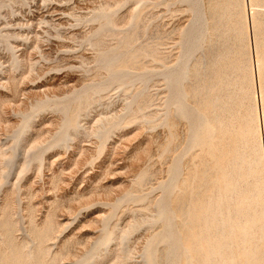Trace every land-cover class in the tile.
I'll list each match as a JSON object with an SVG mask.
<instances>
[{
    "label": "rangeland",
    "instance_id": "374dc122",
    "mask_svg": "<svg viewBox=\"0 0 264 264\" xmlns=\"http://www.w3.org/2000/svg\"><path fill=\"white\" fill-rule=\"evenodd\" d=\"M206 1L201 0L202 5ZM108 4H111L109 11L114 22L119 25L102 26L100 34L94 37L93 32L99 28L100 20L92 18L99 12L97 10ZM189 6L185 0H0V218L5 210L12 211L17 240L30 239L28 228L31 217L36 220H33L35 223L43 225L51 215L55 228L45 245L49 256H58L57 264H147L144 253L149 244L155 247L157 244L158 249L166 250L169 243L168 247L172 246L177 252L167 253L165 264H255L257 261V264H264L263 207L256 205L253 199L256 140L251 117L254 116V107L245 82L240 84L239 95L234 96V99L240 100L241 107L236 108L233 104L232 110H229L232 116L227 114L230 136L240 140L242 133L246 136V150L250 152L252 166L248 167L246 180L237 182L240 193L235 196H239L244 204L241 206L239 225L234 222L237 206H224L222 222L217 221V229L222 230L212 237L210 234L214 229H209V233L199 229L200 234L197 239H192L195 243L189 248L172 209L171 198L179 194V188L185 184V162L188 159L191 161V158L195 160V157L199 160L202 152L208 156L211 154L209 157L215 161V143L218 140L217 137L215 140L216 131L207 126L199 133L196 145L191 147L189 139L196 124V114L191 113L187 119L169 116L170 107H173L169 100L170 84L175 85L172 88H176L185 103L188 100L184 77L181 75L177 83L173 77L177 72L183 73L190 57L197 59L202 55V49L196 51L195 47L192 50L194 55H190L188 37L178 32L195 21L197 12ZM201 7L198 6L199 14L202 13ZM256 9H260L256 11L257 16L264 17V7ZM236 11L238 8L234 7V16ZM136 16L138 24L133 27L129 24L130 19ZM201 22L192 36L198 45L203 43L207 33L205 24ZM260 28L264 31L263 23ZM133 35L134 46L159 43L158 52L164 55V61L157 62L151 55H144L141 59L149 69L158 66L164 73L152 75L143 82L134 75L129 81L110 76L105 79L106 66L99 60L101 49L94 45V41L102 38L106 49H116L125 40L130 41ZM167 76L171 77L170 82ZM98 83L104 87L101 93L93 92L91 98L85 95L86 99L82 98L84 95L78 96L77 92L85 88L84 85ZM144 86L147 91L138 99L148 97L145 112L151 115L140 111L121 116L133 93ZM72 97H75V103L85 105V108L76 105L78 127L69 128L60 142H53V136L63 129L64 117L59 103ZM188 107L191 105L188 104ZM106 117L115 121L110 122L107 129L100 128L99 124ZM172 119L177 122L175 128L170 126ZM246 126L251 127L247 129ZM173 130L178 134V143H182L180 155L170 151L175 148V140L165 146V142L174 139ZM27 154L30 156L27 157ZM175 165L178 167V174L174 176L176 183L165 189L169 205L166 214L171 220L172 230L161 235L168 229V219L165 218L166 226L158 225L154 218L151 222L143 221L152 218L157 211L156 205L144 204L149 198L156 201L163 194L161 184L169 180ZM219 171L215 169L217 175ZM257 172L260 176L261 172ZM227 184V181L217 182L222 196L229 189ZM133 188L141 192L129 198L127 194ZM215 207V213L219 215V206ZM110 229L114 233L105 244H101ZM154 234L158 235L157 239H154ZM162 237L164 241H161ZM130 250L132 253H129ZM205 251H209L210 261L205 259ZM261 253L263 257H260Z\"/></svg>",
    "mask_w": 264,
    "mask_h": 264
},
{
    "label": "bare ground",
    "instance_id": "6f19581e",
    "mask_svg": "<svg viewBox=\"0 0 264 264\" xmlns=\"http://www.w3.org/2000/svg\"><path fill=\"white\" fill-rule=\"evenodd\" d=\"M185 1H188L189 4L191 5L189 7L191 9L193 8V11L197 12L196 18H195V21L189 27L179 29L178 32L179 34H182V36H184L185 38L188 37L187 48H189L190 55L192 54L194 55V53L192 52L194 47L196 51L198 49H202V53H201L202 55L200 54L201 56L199 57L195 55L197 59H193L194 56L190 57L187 60V62L185 61L186 64H185L183 73L181 74L177 72L176 77H173L176 80V83L179 82V78L181 75L182 77H184L185 79L184 82H187L185 83V87H186L185 96H187L188 100H187V103H185L183 99L181 98V96L177 94L176 88L175 89L172 88L175 85L170 84L171 90H170L169 100L171 101L170 103L173 105V107H170L169 116L170 115L172 117L180 116V118L184 117L187 119V117L189 118L191 116V113L196 114V118H197L196 124L194 123L193 125V129L190 134L191 137L189 139L191 147L193 146V144L197 142L199 138V133L207 126H210L216 131L217 135L216 136L214 135L215 140H216V137L218 138L217 143H215V149H216V153H214L216 154L215 161H213V159L209 157L211 154H209L208 156V154L203 153V152H202L203 154L201 153L199 160H196V157H195V160L194 158H191V161L190 159H188L189 161L185 159L187 161L185 162L186 178L183 182L185 184L184 185L181 184L183 185L179 188V191L181 190V192L178 191L179 194L176 193L173 196V198H171L172 199L171 200L172 209L174 208L173 210L175 211L176 217H178V221L176 222L179 223L178 227L180 228V231L182 232L183 239L185 243L187 244L186 246L191 248V245L193 246V243H195V241H193L192 239H197L198 234H200L199 229L204 230L205 233H209L208 230L211 228L214 229L212 230L210 234L212 235V237L216 236L219 230L220 231L222 230L220 228L217 229L219 227L217 225V221L222 222V211L224 209V206L226 207L227 206H237L234 210L235 211L234 222L237 226L239 225L240 213H241V208H242L241 206H244V204L242 203V201L240 202L239 196H235V195L237 193L238 194L240 193V188L238 187L239 185L237 186V182H239V180L241 181L246 180L247 172L249 169L248 167L250 166V161H249L250 152L246 150V147H247L246 146V136L244 135V133H242L243 135L242 140L238 139L237 137L233 138L230 136V133L228 132L229 129L227 128L228 127L227 126V114L228 113L230 114L229 110H232L231 106L233 104L236 106V108L241 107L239 103L240 100H237V98L234 99V96L236 95L235 97H237V95H239L238 90H239L240 84L244 82H245V85L248 86L246 88L247 89L249 88L248 96H250V100L252 101V104L254 107L253 108L254 116L251 117V119L253 118V132H254V138L256 140L255 142L256 144H255L254 151H253L254 152V155H253L254 165L252 164L255 170V174L253 177L254 178L253 187L255 189L254 190L255 198L253 199L256 205H261L263 207V217H264V31L262 28H260L262 23L264 24V21H263L264 17L262 18L258 17L257 12H256L260 10L256 8L264 7V0H207L206 3L203 5L201 3V0H185ZM198 6L200 7L202 6L201 7L202 13L200 14H199ZM110 7H111V4H108L105 8H100L99 10H97L99 12L95 15V17L92 18L94 20L95 19L100 20V26H98L99 28H97L93 32L94 37H97L100 34V29L102 26L119 25V23L114 22V18L110 14V11H109ZM234 7L238 8V11H236L235 16L233 13ZM239 7H241V9H239ZM199 21H202L205 24L206 28L204 29H206L207 33L203 38V43L202 44L199 43L198 45V43L196 42V40L192 38V36L197 28V24L199 23ZM129 24H132L133 27L137 25L138 24L137 16L136 18L130 19ZM119 31L121 30H118V32ZM198 32H202V31H198ZM180 39L183 40V38H180ZM102 41H103L102 38L96 39L94 41V45H96V47L98 46L101 49V56H99L100 58L99 57L98 58L100 61H103L104 62L103 64L106 66L107 73H106L105 79H107L108 76H110V77H114V79H120V80L124 79L125 81H129L131 79V75H134V76H138V79L143 82L151 78L152 75H159L160 73L161 74L164 73V71H162L158 66H154V68L149 69L147 66H145V64L142 61V59L144 58V57L142 58V56L144 55H148V56L151 55V57L152 58L154 57V59L157 60V62L164 61V58H163L164 55L161 56V54L158 52V47H157V45L159 44L158 42H157L158 44L157 43H151V44L146 43V44H139V45L134 46L133 44H136V43H135V38L133 35L130 41L128 39L125 40L126 42L123 40V42L125 43H122L120 41L122 44L118 48L106 49V47L103 46L104 43H102ZM101 69L102 68H100V70ZM145 69H147L148 71H145ZM168 69H172V67H168ZM166 79L169 81V79L171 80V77L167 76ZM100 83L84 85L85 88H83L80 92H77L79 94L77 95L78 96L84 95L82 98L86 99L85 95H90V98H91V94L93 92L101 93L100 91H102L104 87H101L102 83L101 84ZM146 91L147 90L145 86L138 88L137 92L133 91L134 92V93L132 92L133 96L128 101V103L126 102L127 107L123 110L124 112L123 114H121V116L125 117L131 113L133 115L136 113L138 114V112L140 113V111H143L144 113H146V115H151V113L147 114V112H145V109L148 103L147 102L148 97L142 96L140 100L138 99ZM74 99L75 97H72L69 100H64V102L59 103L60 104L58 106L59 110L63 113V117H64L63 129L61 130L62 128L61 127L60 128L61 131H59L57 135L53 136V140H52L53 142L55 140H56V143L60 142L63 139V137L67 135L69 128L74 127V126L78 127L76 125L78 124L79 120L77 122L75 118L77 115L75 116V113H76V108H77L76 105H78L79 103L78 102L75 103L76 99L75 100ZM80 100H81L80 102H83L82 99ZM241 102H243V100ZM87 103H89V100ZM188 104H190L191 107H188ZM82 105L80 107L84 106L85 108V105L83 106ZM249 108H252V107H249ZM247 113H249V111ZM144 117H146L147 119V116H144ZM176 119H178V117H176ZM228 119L230 120V117ZM251 119H248V120H250L251 122L252 121ZM112 121H115V120H113V118L110 119L109 117H106L105 119L102 120V122L100 121L101 124H99V126L100 128L104 127V129H107L108 124ZM176 124L177 122H175V120L173 119H172L171 125L169 123V125L172 126L173 128L176 127ZM248 127H251V126H248ZM169 129L171 128L169 127ZM174 131L175 130H173V132ZM229 131L231 132V130ZM173 140L176 141V142L174 141L175 144H173L175 145V148L171 149L170 151L175 152L178 155H180L182 143L181 142L178 143V134L176 133V131L174 132V139H169L167 142H165V146H169V144L173 142ZM162 144H164V142ZM30 148L32 151L34 150L33 147H30ZM29 156L30 155L27 154V157ZM193 156H197V155L194 154ZM250 167L252 168V166ZM168 168H170V166ZM215 169H220L219 175H217L218 173L215 172ZM257 170L261 172L260 176L258 175ZM177 171H178V167L177 165H175L171 170V177L169 178V180L166 179L167 181L161 184V187L164 191V192L162 191L163 194L162 195L160 194L156 201L149 198L148 202L144 204V206L156 205L157 211H156V214L152 218L150 217L149 219H143V221L151 222L152 219L154 218V221L158 223V225L159 223H161L163 226L164 225L166 226L165 218H167L166 211H167V206L169 205L165 197L166 196L165 189L170 184L173 185V183L174 184L176 183L174 182L175 181L174 176H175V173L176 175L178 174ZM143 177H141L140 180L142 179L143 181ZM218 180L222 181V183L223 181H227L228 183L227 185L230 190L228 189L227 190L228 193L226 192L224 196H222V193H220L222 192V189H220L221 190L220 191L218 187L216 186ZM142 181H140V185H142ZM223 186H221L220 188H223ZM134 187H137V186H134ZM216 188L218 191L217 194H216L217 192ZM140 192H141L140 189L133 188V190L130 191L127 194V196L129 198H133L135 193H140ZM255 204H253L252 206H254ZM215 206L217 207L219 206V209H218L219 215L215 213L217 209ZM11 212L8 209L5 210L3 212L2 217L0 218V227H1L0 235H1V240L3 242L2 244L0 240V264H57L58 256L56 255L49 256L47 245H45L46 240L51 236L52 231L55 228V222L53 220L54 218L51 215H49L43 225H38L37 222L36 223L34 222L36 220L32 219L31 217L30 222H29V228H28V234H29L30 239L19 241L17 240L18 238L15 237L16 234L14 233V231L16 229V226L14 223V219L12 218L13 214L11 215ZM253 215H252V218H253ZM225 216H228V214ZM263 221H264V218H263ZM228 223L230 222L228 221ZM167 224H168V229L166 228L167 230L162 231L161 235L162 234L165 235V233L163 232H166V233L171 232L172 230L171 220L168 219ZM228 226H231V225H228ZM123 232L125 234L127 233L125 231ZM230 232L233 233V231H230ZM113 233H114V230L110 229L106 239H103V241L101 240L102 241L101 244H105V241H107L109 237L111 236V234ZM174 234L176 235V233ZM154 235H155L154 239H157L158 235L156 234ZM229 235H231V233ZM163 237L161 241L165 240L163 239ZM178 240H180V238ZM152 241L154 240L152 239ZM254 241L255 240H253V242ZM159 242L160 240L158 241V244ZM162 243L164 247L165 246L164 242ZM176 244H177V247H179L178 243ZM168 245H167L166 250H160L158 249L157 244H156V247L154 245H152L153 246L152 247L149 244V248L146 249V252L144 253L147 264H165L166 259H167L166 254L167 253L171 254L173 251H175L174 248H172V246L168 247ZM182 245H183V242H182ZM180 251H181V247H180ZM208 252L205 251V259L207 258L210 261V255L207 254ZM129 253H132L131 250L129 251ZM238 253H241V252L239 251ZM177 255L179 254L177 253ZM260 257H263L262 253ZM90 258L91 256L88 257V259ZM252 259H254V257ZM170 262H172V260ZM257 262H255V264H257Z\"/></svg>",
    "mask_w": 264,
    "mask_h": 264
}]
</instances>
